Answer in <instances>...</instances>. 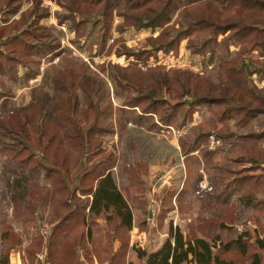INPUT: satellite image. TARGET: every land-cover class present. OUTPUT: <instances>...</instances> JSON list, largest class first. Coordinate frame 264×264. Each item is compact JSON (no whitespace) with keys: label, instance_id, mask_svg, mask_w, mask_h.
Here are the masks:
<instances>
[{"label":"trees","instance_id":"obj_1","mask_svg":"<svg viewBox=\"0 0 264 264\" xmlns=\"http://www.w3.org/2000/svg\"><path fill=\"white\" fill-rule=\"evenodd\" d=\"M52 1L65 9L57 12L56 18L59 25L70 23L75 39L89 30L91 33L90 24L96 19L101 27L102 50L116 18L122 19L116 26L119 32L134 27L151 29L156 35L147 38L149 48L135 53L120 51L119 55L134 57L129 64L109 62L95 69L65 50L55 26L43 22L52 14L43 0H0V86H6V80L20 81L22 67L27 69L24 77L33 78L43 58H59L53 62L52 72L49 70L42 82L31 89L30 102L0 120V151L14 169L5 186L13 216L27 228L34 224L40 204L44 219L52 226L46 243L36 234L25 247L33 262L37 252L46 251L49 264H135L127 258L132 208L112 173L113 154H107L103 146L104 136L116 131L111 85L125 96L122 110L116 109L123 127L132 121L159 130L171 125L185 129L200 107L211 108L208 120L212 133L202 125H192L180 137L187 183L178 194L167 188L162 196H156L164 214L181 202L179 199L201 166L206 172H215L210 177L216 193L222 184L241 192L239 200L247 204L258 197L264 190V131L240 133L235 129L247 130L254 121L260 129L264 127V86L254 80L258 75L259 81H264V0ZM16 14L19 16L10 17ZM184 40L193 55L212 63L214 59L221 61L219 82L190 68L156 65L143 70L139 66V62L146 64L158 52L178 55ZM180 115L183 120L177 124ZM212 134L222 142L232 143L231 147L211 149ZM40 148L44 150L43 160L37 155ZM221 152L226 160L220 164L217 155ZM73 168L78 169L81 195L90 196L82 198L77 195L78 188L72 189L66 182L67 172ZM26 172L43 173L44 187ZM138 172L148 173V165L141 162L130 172L131 186L145 193V182ZM202 202L205 205L211 200ZM213 208L210 219H204L191 232L218 238L217 233L230 228L225 222L232 223L239 213L227 201ZM99 217L104 226H90L87 231V221L99 225L95 220ZM170 226L174 243L169 238L155 252L136 248L143 264H231L234 251L249 257L251 264H262L249 241L223 242L221 248L230 255L227 258L222 251L221 259L213 255L210 242L186 240L179 228ZM1 239L5 249L0 252V264H10V251L22 245L23 240L10 225H4ZM115 240L120 242L117 250ZM258 249L264 250L261 240L257 242Z\"/></svg>","mask_w":264,"mask_h":264},{"label":"rangeland","instance_id":"obj_2","mask_svg":"<svg viewBox=\"0 0 264 264\" xmlns=\"http://www.w3.org/2000/svg\"><path fill=\"white\" fill-rule=\"evenodd\" d=\"M44 5L48 6L52 12L49 19H53L54 23L57 22V12H64L63 7L59 6L52 0H43ZM28 3L25 4V8ZM18 17V16H16ZM178 18V16H176ZM48 20V19H47ZM53 25L54 23H48ZM91 27L92 32H87L86 35L75 39V31L70 30V23H64L62 25L55 26V33L61 36L63 46L65 50H70L71 55L74 58H79L88 62L93 68L108 64L109 62L117 63L119 65L129 64L134 57H126L125 55H119L120 51L123 52H139L142 49L149 48L146 45L147 38L156 33H153L151 29H135L129 27L123 32H119L116 26L122 22L121 18H116L114 22V29L112 35L108 38L105 49L101 48V35L100 24L96 22V19H92ZM56 24V23H55ZM69 26V27H68ZM83 31V29H82ZM186 41H182L178 55L173 53L158 52L156 56L151 57L147 63L144 61L139 62V66L145 70L147 66L165 65L167 68H190L195 72H200L212 77L217 83L219 78L217 71L221 66L219 59L214 62H209L208 59H204L201 56L193 55L186 49ZM233 53L235 48L232 47ZM111 51V52H110ZM58 57H45L37 65L39 73L37 77L25 78L27 73L25 69H20L21 80L13 82L6 80V86H0V94L10 91V96L0 97V120L6 113H11L14 109L20 106H26L30 102L31 89L42 82L43 76L52 72L51 67L53 62L58 61ZM26 72V73H25ZM24 73V74H23ZM257 78V77H256ZM258 79V78H257ZM109 81V80H108ZM256 81V80H255ZM110 82V81H109ZM257 82V81H256ZM261 85V82L258 81ZM111 99L113 100L115 111L112 116V121L115 123V133L106 134L104 136V148L106 152L113 154L112 173L119 189L124 194L126 201L130 203L133 212V228L131 236L138 240L140 223H144L145 234L149 232V228H157L158 232H171L168 230L169 224L176 223L177 228L185 230L188 224L198 220L203 216L211 215L212 209H207L203 200L207 199V187L209 184L203 183L199 187L191 189L187 194H184L179 201L176 202L175 208L164 214L162 211L161 201L156 199V196H162L167 188L178 189L182 186L184 167V156L182 155V147L180 144V137L188 130L190 126H203L206 130H210L211 124L208 118H210L211 108L202 106L198 112L194 115L192 124L185 126V129H179L176 125L164 126L159 130L158 128L141 126V124L133 123L129 121L125 127H123L122 120L119 121L117 117V111L122 110L125 96H122L121 90L111 85ZM183 115V114H182ZM182 115L177 120L179 124L182 122ZM258 122L254 121L250 128L247 130L235 129V132H247L258 127ZM121 125V127H120ZM258 130V128H257ZM213 138V139H211ZM216 140H215V139ZM1 139V137H0ZM220 145L231 147L232 143L222 142L217 139L214 134L209 139V146L211 149H215ZM221 154H223L221 152ZM38 158L43 160L44 150L40 148L37 151ZM147 164L148 173L138 172L141 175L142 180L145 182L146 191L141 192L137 187L131 186V174L130 172L137 169L138 164ZM12 167L7 164L6 157L0 151V252L5 249V242L2 241L1 235L4 230V225H10L13 230L21 235L23 240L22 245H16L15 249L10 251L9 261L10 264H16L14 262H22L23 264H45L47 261L46 251L37 252V256L34 262L26 254L25 247L31 242L32 237L36 234H40L45 243L51 235L52 226L47 222L45 212L42 206L39 204L36 209V218L33 225L24 227L20 221L15 220L12 211V205L9 202V196L7 195L5 186L8 176L12 175ZM67 172V183L72 189H76L80 185V178L78 175V169ZM14 171V169H13ZM27 171V170H26ZM205 172V171H204ZM30 179H34L41 187H44L45 180L43 173H30L26 172ZM171 178V179H169ZM80 188V187H79ZM79 188L76 190L77 195L85 198L81 195ZM215 188V187H214ZM180 203V204H179ZM152 217H150V216ZM242 217H247L248 212H242ZM150 217V219H149ZM96 223L87 221L86 230L88 231L90 226H104V220L102 217L95 218ZM101 224V225H100ZM48 229H47V227ZM174 228V225H173ZM157 234V231H155ZM86 246L91 250L92 244L89 240L86 242ZM83 249L80 250V253ZM83 258V255L81 256ZM19 264V263H18ZM100 264V263H99Z\"/></svg>","mask_w":264,"mask_h":264},{"label":"crops","instance_id":"obj_3","mask_svg":"<svg viewBox=\"0 0 264 264\" xmlns=\"http://www.w3.org/2000/svg\"><path fill=\"white\" fill-rule=\"evenodd\" d=\"M16 16H19V15L18 14L11 15L10 17L15 18ZM47 19H44V20L48 21V23H52V24L54 23L53 19H49V18H47ZM44 20H43V22H44ZM55 23H54V26L57 27L58 24H57V22H55ZM20 69H25V71L27 72V69L24 67H22ZM35 77H37V76H35ZM254 80H256L257 82L259 81L258 75H254ZM261 86H264V81L261 82ZM257 128L260 129L259 127H256L254 129H257ZM257 131H264V127L261 128L260 130H257ZM217 159H218V162L221 164V163L225 162L226 157L223 153V154L217 155ZM183 167H184V174H183L184 178L182 181V186L179 187L178 189H174L177 191V194L183 190L185 183H187V181H186L187 172L185 169V160L183 161ZM263 167H264V164H263ZM199 171L200 172H197V174L192 178V181L189 184L188 189L186 190L185 194H187L189 191H191V189H194L195 187H199V185H201L203 183L209 184L211 189L210 190L207 189L206 192H209V193H207V195H208L207 198H209V200H211V202L210 203L207 202L204 206L207 209H212V212H211V215H209V216H203V217L199 218L198 220L189 223L188 227L186 226L185 230L180 229L181 226H179L180 227L179 229L182 231L184 238L186 240L187 239L194 240L196 238H200V239H204V240L210 242L213 245V255L218 254L221 257V259H224L222 256V251L224 252V255L227 258L230 255L229 253H227L230 251H227L226 249L221 248L223 242H224V244H226L227 242H230L232 240H240V239L243 241H249L251 243V247L254 250L253 253L254 252L259 253V255L261 256V259H262V264H264V250L263 249L257 250L258 240H261L264 243V190L258 195V197L256 199L250 201V203L247 204L246 202L239 200L238 194L241 192H239L237 190L234 191V190L229 189V188H224L225 186L222 184L220 187H218V191L216 193L215 188H214L216 186H214L212 184L211 177H210L215 172H206L203 166H201ZM255 173H260V172H255ZM169 179H171V178H169ZM205 200H207V199H205ZM224 201H227L230 205L235 206L239 210V213L236 215L235 220L232 223L225 222V225L230 227L228 230H222L219 233H217L218 238H212L211 235L208 236L204 233H199V231H197V232L192 231L193 233L191 232V229L193 230L194 228H196L201 222H203L204 219H206V220L210 219L209 217H211L214 214V208L213 207L215 204L221 203ZM243 211L248 212V216L246 218L241 216ZM150 217H152V216H150ZM150 217H149V219H150ZM140 225L141 226H140V230H139V235L141 234V236L139 237L138 240H135V237L131 236L130 249L128 251V256H127L128 261H131L135 264H141V263L143 264V262H144L140 258H138L136 248L146 249L148 252H155V251L161 249L163 247V245L165 244V242L169 238L174 243V238L171 236V232L162 233V232H158L157 228H153V229L149 228V232H146V234H145L144 223H140ZM173 225H174L175 229L178 227V225L176 223H174ZM169 229L171 231L170 224L168 226V230ZM155 231H157V234H155ZM224 244H223V246H224ZM119 246H120L119 240H115L114 250H117ZM232 256L234 258H233L231 264H251V262H252L249 257L243 256L240 252H237V251L232 252ZM192 258H193V255L190 254L189 259L192 260ZM14 263L23 264L22 262H14ZM93 264H99V263L97 261H95ZM184 264H197V263L196 262H189V263H184Z\"/></svg>","mask_w":264,"mask_h":264},{"label":"built area","instance_id":"obj_4","mask_svg":"<svg viewBox=\"0 0 264 264\" xmlns=\"http://www.w3.org/2000/svg\"><path fill=\"white\" fill-rule=\"evenodd\" d=\"M0 18H1V14H0ZM211 139H213V138H211ZM215 139V138H214ZM216 140V139H215ZM207 189L208 190H210L211 189V187H207ZM47 227V226H46ZM47 229H48V227H47Z\"/></svg>","mask_w":264,"mask_h":264},{"label":"water","instance_id":"obj_5","mask_svg":"<svg viewBox=\"0 0 264 264\" xmlns=\"http://www.w3.org/2000/svg\"><path fill=\"white\" fill-rule=\"evenodd\" d=\"M45 264H49V263L46 262Z\"/></svg>","mask_w":264,"mask_h":264}]
</instances>
